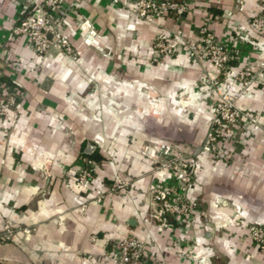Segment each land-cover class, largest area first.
Masks as SVG:
<instances>
[{"label": "crops", "instance_id": "0c3cea01", "mask_svg": "<svg viewBox=\"0 0 264 264\" xmlns=\"http://www.w3.org/2000/svg\"><path fill=\"white\" fill-rule=\"evenodd\" d=\"M65 1L62 33L76 60L56 50L39 55L26 37H13L32 4L0 0V82L20 113L0 119V230L16 231L0 240L2 264H90L87 255L114 264L102 254H115L129 235L145 242L147 264H264L248 234L264 224V81L238 100L258 124L237 125L229 158L215 159L201 149L216 100L206 80L212 66L182 50L156 61L153 46L159 33L180 30L197 41L207 27L231 51L217 82L233 93L234 75L264 62V31L251 25L260 0H188L181 18L160 26L112 0ZM164 142L196 162L188 194L196 206L191 223L174 218L160 232L143 221L153 204L151 161L140 149ZM84 159L93 180L80 192L67 174ZM154 180L174 182L166 171Z\"/></svg>", "mask_w": 264, "mask_h": 264}, {"label": "built area", "instance_id": "2783aa9c", "mask_svg": "<svg viewBox=\"0 0 264 264\" xmlns=\"http://www.w3.org/2000/svg\"><path fill=\"white\" fill-rule=\"evenodd\" d=\"M32 4V9L27 15L22 16L12 28L13 37H26L30 48L39 55H47L56 50L72 60L77 59V54L70 42L62 33L64 17L69 11L65 0H27ZM121 4L135 18L142 21L155 22L164 17L181 18L188 11V0H112ZM259 14L252 21V27L264 31V0L259 1ZM168 35L157 34L154 40V49L157 56L154 60L164 56H172L178 51H184L193 61L208 63L212 72L206 80L216 93V100L212 107V117L208 120V130L201 149L215 159L226 160L229 158L231 143L235 139V127L243 121L257 125V119L244 111L238 100L248 95L249 89L264 81V62L257 67H249L239 71L233 81L239 87L233 92L223 91L217 82L221 73L227 69L232 57L231 51L218 42L213 33L205 26L197 29L198 40L192 41L182 31H169ZM16 95L6 90L0 82V119L17 121L20 117ZM140 153L151 161L149 173L151 182L149 191L152 197L153 209L143 212V221L154 224L158 231H163L174 218H182L186 223H191L196 203L189 198V189L196 177L197 164L186 156L180 149L170 143H151L141 147ZM93 163L84 159L80 166L68 172L67 182L80 192L90 190L93 180ZM166 171L173 174L174 182L165 187L154 180L156 173ZM127 185L121 183L116 188ZM113 190V189H111ZM103 198L101 191H96L95 201ZM248 234L252 241L264 250V224H251ZM14 239L16 231L8 225L0 230V237ZM2 239V238H1ZM145 242L134 236H127L117 244V251L111 255L106 252L102 257L109 256L114 264H147ZM183 255H187L183 253ZM196 257V256H193ZM90 264H96L98 258L87 255Z\"/></svg>", "mask_w": 264, "mask_h": 264}, {"label": "rangeland", "instance_id": "374dc122", "mask_svg": "<svg viewBox=\"0 0 264 264\" xmlns=\"http://www.w3.org/2000/svg\"><path fill=\"white\" fill-rule=\"evenodd\" d=\"M2 228H4V226L2 227ZM2 238V239H1ZM0 240H2V241H8L9 239L8 238H6V237H4V236H1L0 237ZM0 264H2V260L0 259Z\"/></svg>", "mask_w": 264, "mask_h": 264}, {"label": "water", "instance_id": "95a60500", "mask_svg": "<svg viewBox=\"0 0 264 264\" xmlns=\"http://www.w3.org/2000/svg\"><path fill=\"white\" fill-rule=\"evenodd\" d=\"M91 148H92V147H91L90 145L87 146V152H89Z\"/></svg>", "mask_w": 264, "mask_h": 264}]
</instances>
